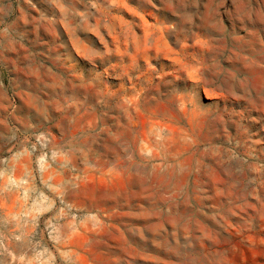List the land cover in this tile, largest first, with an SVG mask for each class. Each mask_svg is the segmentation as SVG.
Instances as JSON below:
<instances>
[{
  "label": "rangeland",
  "instance_id": "1",
  "mask_svg": "<svg viewBox=\"0 0 264 264\" xmlns=\"http://www.w3.org/2000/svg\"><path fill=\"white\" fill-rule=\"evenodd\" d=\"M0 264H264V0H0Z\"/></svg>",
  "mask_w": 264,
  "mask_h": 264
}]
</instances>
